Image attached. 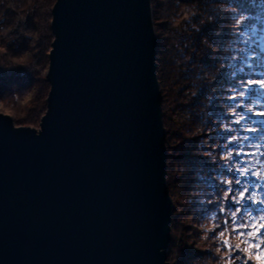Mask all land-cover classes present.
Returning a JSON list of instances; mask_svg holds the SVG:
<instances>
[{
	"label": "water",
	"instance_id": "obj_1",
	"mask_svg": "<svg viewBox=\"0 0 264 264\" xmlns=\"http://www.w3.org/2000/svg\"><path fill=\"white\" fill-rule=\"evenodd\" d=\"M40 126L0 111V264H170L152 0H57Z\"/></svg>",
	"mask_w": 264,
	"mask_h": 264
},
{
	"label": "trees",
	"instance_id": "obj_2",
	"mask_svg": "<svg viewBox=\"0 0 264 264\" xmlns=\"http://www.w3.org/2000/svg\"><path fill=\"white\" fill-rule=\"evenodd\" d=\"M52 1L0 0V45L5 48L0 55V100L14 103L33 95L32 117L25 123L40 122L47 110ZM152 6L163 116L172 130L169 139L177 143L168 158L175 157L176 197L184 206H176L184 234L177 242L171 233L168 260L173 262L180 252L178 264H226L223 233L230 231L235 242L240 235L237 221L255 224L261 215L254 204L244 213L231 206L223 210L228 180L239 173L234 163L231 171L223 167L222 157L230 155L232 147L256 150L237 121L259 98L254 94L250 101L242 90L264 73V0H152ZM234 98L239 102L233 103ZM226 129L240 135L232 137ZM231 137L239 143L228 146ZM238 259L249 264L242 252Z\"/></svg>",
	"mask_w": 264,
	"mask_h": 264
},
{
	"label": "snow or ice",
	"instance_id": "obj_3",
	"mask_svg": "<svg viewBox=\"0 0 264 264\" xmlns=\"http://www.w3.org/2000/svg\"><path fill=\"white\" fill-rule=\"evenodd\" d=\"M259 90H264V73H258L257 78L249 81V86L242 90L245 93L244 98L250 101L254 94L259 98L256 99V106L246 109L237 121V125L243 123L244 129L249 134L245 136V139L252 143L256 150L246 152L243 146L232 147L231 154L222 157V159L226 161L223 167L231 171L234 163V170L239 173L238 178L228 180L223 210L227 211L231 206L239 213H244L248 209V205L254 204L258 206L257 209L261 215L255 224L240 225L237 221L235 231L240 235L235 242L230 231L223 233L228 253L225 257L226 264H240L238 256L241 252L246 258H249V264H261L264 261V188L261 187L264 185V148L260 147L264 145V93ZM238 102V98L233 99V103ZM257 105H260L259 109ZM224 133H234L232 137L240 135L239 132H233L232 129H226ZM232 137L227 139L228 146H235L239 143ZM221 150L219 149V151ZM237 157L243 162V166L240 161H237ZM249 157L252 159L249 160ZM257 157L261 159L257 160ZM253 184H255V190H253ZM257 257L259 259H255Z\"/></svg>",
	"mask_w": 264,
	"mask_h": 264
},
{
	"label": "rangeland",
	"instance_id": "obj_4",
	"mask_svg": "<svg viewBox=\"0 0 264 264\" xmlns=\"http://www.w3.org/2000/svg\"><path fill=\"white\" fill-rule=\"evenodd\" d=\"M51 1L52 0H50V2ZM155 28H156V26H155ZM156 34H157V32H156ZM157 37H158V35H157ZM4 49L5 48L0 45V55L2 54V51ZM47 95H48V93H47ZM47 95H46V98H47ZM32 99H33V95H30L29 94V95H27L26 98L22 99L19 102L16 101L14 103H7V102H3V101L0 100V111L3 112V113H6V114L11 115L13 117L14 123L16 125L40 126V122H41V118L42 117L40 118V122H36L34 124H32V123H25V118H31L32 117V116H30V112L29 111H30L31 107H33V104L35 103V100H36V99L35 100H32ZM162 109H163L162 111L165 114L166 113V108H165L164 105H163V108ZM18 118L21 119L23 123L22 122L21 123H18V121H17ZM37 120H39V119H37ZM163 120H164L165 129H166V138L167 139L165 138V141H166L167 153L169 154L170 152L171 153L173 152L175 154V151L174 150H175V147L177 146V143H172V140L169 139V137L171 138L170 134L172 133V130H170V127L167 124V122L165 121V117L164 116H163ZM167 132H168V134H167ZM172 147H173L174 150L170 149ZM176 167L177 166H176L175 157L174 158H168L167 159V169H170L169 170L170 177L167 176V182H168V187H169L170 194H171V197H172V200H173V212L172 213H174L173 214V221H172V224H171V230H173V231H171V233H172V235L174 234V238H175L174 240L177 239V242H178V240H180V238L184 234V228H183L182 224H180V222H181V217L180 216H181V213L182 212H180L179 210H177L176 209V206L177 207L181 206L180 208H182L183 210H184V206L182 204H179L178 203V200H177V197H176L179 194L177 192L178 190L176 189V186L178 185L177 178L179 177L178 176V173H177ZM176 176H177V178H176ZM178 223L180 225H177ZM204 250L205 249H203V251ZM178 254H180V252H178V253L175 254L173 262L170 261V260H168V262L169 263L172 262L174 264H178V261L177 260L180 257V255H178ZM171 255H173V254L171 253ZM170 258H171V256L169 257V259Z\"/></svg>",
	"mask_w": 264,
	"mask_h": 264
},
{
	"label": "clouds",
	"instance_id": "obj_5",
	"mask_svg": "<svg viewBox=\"0 0 264 264\" xmlns=\"http://www.w3.org/2000/svg\"><path fill=\"white\" fill-rule=\"evenodd\" d=\"M255 259H259V258L257 257V258H255ZM261 264H264V261H262Z\"/></svg>",
	"mask_w": 264,
	"mask_h": 264
}]
</instances>
